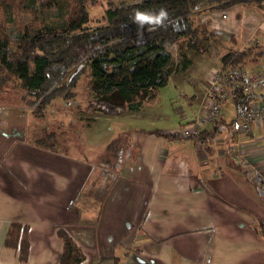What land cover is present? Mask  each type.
Instances as JSON below:
<instances>
[{
  "label": "crops",
  "instance_id": "crops-1",
  "mask_svg": "<svg viewBox=\"0 0 264 264\" xmlns=\"http://www.w3.org/2000/svg\"><path fill=\"white\" fill-rule=\"evenodd\" d=\"M145 107L112 117L139 119ZM192 109V117L182 112L180 127L203 113L199 104ZM5 111L0 264H61L65 244L59 231L83 254L71 264H264V233L256 232L260 222L264 229V126L244 137L236 128L238 151H195L193 157L171 151L172 138L137 132L129 137L136 151H127L119 164L100 159L94 165L79 151L71 156L28 142L23 114ZM232 135L225 129L216 143ZM248 138L252 142L243 149ZM241 160L258 174L260 188L247 179ZM97 166L115 170L113 188L94 193L100 206L89 210L84 190ZM24 236L29 247L21 260ZM11 237L16 248L7 244Z\"/></svg>",
  "mask_w": 264,
  "mask_h": 264
},
{
  "label": "trees",
  "instance_id": "trees-1",
  "mask_svg": "<svg viewBox=\"0 0 264 264\" xmlns=\"http://www.w3.org/2000/svg\"><path fill=\"white\" fill-rule=\"evenodd\" d=\"M59 16L65 25L59 29L38 30L22 37L19 47L11 53H3L0 64V95L7 98L24 99L29 109L38 118L43 117L45 109L56 99H71L79 76L90 69V86L96 98L90 103L93 110L106 116H118L127 111L141 109L142 102H153L159 90L170 80V66L173 61L171 48L180 51L185 47L200 50V31L195 26L194 15L200 4L213 3L215 9H228L243 3H262L264 0H136L132 3L115 5L108 2L102 25L90 28L89 3L97 0H56ZM166 9L168 18L164 26L149 32L140 29L130 19L134 10L154 12ZM187 43L184 44V40ZM245 52L228 53L221 59V68L226 71L240 70L244 67ZM186 61V58L181 55ZM15 76L20 82L19 89L10 91L1 88ZM238 98H233L237 107V118L244 107L256 100H263L264 93L237 90ZM177 111V110H176ZM178 113H181L178 111ZM182 116V113L180 114ZM225 120L221 117L212 123V128L202 127L197 139H183L182 136L162 130H142L144 133L172 138L173 140H193L210 142L219 137ZM255 127V126H253ZM252 128V127H251ZM231 135V133H230ZM51 136V135H50ZM234 136V135H232ZM51 138H54L51 137ZM45 136L35 144L41 148L54 149V140ZM121 139V141H120ZM127 137L117 136L106 146L103 158L111 164L120 163L128 148ZM129 140V137L128 139ZM232 140V137L230 141ZM229 141V142H230ZM230 147V146H229ZM248 166L244 160L240 162ZM245 175L260 188V177L251 167H246ZM262 223L256 228L263 235ZM15 227H18L15 225ZM261 228V229H260ZM26 232V228L24 229ZM64 240L61 264L80 262L83 254L71 237L59 231ZM15 239V237L13 236ZM7 239V244L17 247ZM11 241V242H10ZM21 260L27 258L28 241L22 237Z\"/></svg>",
  "mask_w": 264,
  "mask_h": 264
},
{
  "label": "rangeland",
  "instance_id": "rangeland-1",
  "mask_svg": "<svg viewBox=\"0 0 264 264\" xmlns=\"http://www.w3.org/2000/svg\"><path fill=\"white\" fill-rule=\"evenodd\" d=\"M109 1L118 5L136 0H97L95 4L89 3L90 20L87 27L93 28L104 23L103 16ZM213 6V3L200 4L194 15L195 26L200 31V50L185 47L180 51L177 46L171 48L173 61L170 66V81L159 90L155 104L145 107L151 102H142L141 108L146 109L140 115L141 118L119 119L93 110L90 103L96 95L90 86L92 77L89 68L79 76L74 89L75 96L69 100H54L45 109L43 117H36L28 108L26 100L7 98L4 95H0V116H6L5 110H18L24 116L21 119L24 120L28 142L34 143L45 136H54L49 141L54 140L58 151L71 156L79 151L83 153L85 160L94 165H100V159L106 156L107 144L117 136L124 137V140L125 137L133 138L137 132L144 133L140 128L170 129L172 132L180 130V118L185 112L188 117H192L193 106L199 104V107H203L200 104L206 95L211 68L221 67L224 55L243 51L246 53L244 62L241 63L244 68L257 71L256 68L264 67V2L243 3L228 9H215ZM223 14L227 18H223ZM63 25L65 20L59 16L56 0H0V64L3 53L14 52L23 36L38 30L59 29ZM186 43L185 39L184 44ZM5 75L11 78L1 88L10 92L20 88L21 82L15 76L8 72ZM221 108V117L226 122L225 129L234 135L230 142L226 139L225 142L216 143L218 138L208 144L173 140L171 151L192 157L195 151H238L240 139L234 127L237 118L234 99L226 100ZM178 111L184 114L181 116ZM236 125L238 128L239 120ZM211 127V124L207 126L209 129ZM132 144L129 142L128 152L136 151ZM208 145L212 147L211 150H208ZM114 172L110 167H96L84 190L87 209L96 210L100 206L101 200L97 201L94 193L107 188L111 192ZM97 174L104 176L98 177Z\"/></svg>",
  "mask_w": 264,
  "mask_h": 264
},
{
  "label": "built area",
  "instance_id": "built-area-1",
  "mask_svg": "<svg viewBox=\"0 0 264 264\" xmlns=\"http://www.w3.org/2000/svg\"><path fill=\"white\" fill-rule=\"evenodd\" d=\"M222 17L227 18V15L223 14ZM237 90L264 93V67L257 69V71L243 68L229 72L224 71L221 67L211 68L202 115L197 119L188 121L180 127V130L172 133L182 136L183 139H197L203 126L218 120L222 111L221 107L225 101L239 97L236 93ZM253 126H264V99L256 100L241 110L238 133L244 137L249 134L248 132ZM221 130H225L224 125L221 126ZM247 140L242 142L240 147L245 149L249 145L248 142H252L249 138ZM257 143L258 140L253 141L255 146Z\"/></svg>",
  "mask_w": 264,
  "mask_h": 264
},
{
  "label": "clouds",
  "instance_id": "clouds-1",
  "mask_svg": "<svg viewBox=\"0 0 264 264\" xmlns=\"http://www.w3.org/2000/svg\"><path fill=\"white\" fill-rule=\"evenodd\" d=\"M167 18V10L163 8L154 12L136 9L130 16L134 24L138 25L140 29H145L147 26L146 30L149 32L157 31L160 27L164 26V22Z\"/></svg>",
  "mask_w": 264,
  "mask_h": 264
}]
</instances>
